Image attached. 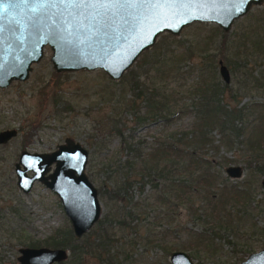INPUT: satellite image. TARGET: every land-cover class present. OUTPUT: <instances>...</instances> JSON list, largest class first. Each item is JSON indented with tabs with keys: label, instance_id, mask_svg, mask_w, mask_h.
Segmentation results:
<instances>
[{
	"label": "rangeland",
	"instance_id": "obj_1",
	"mask_svg": "<svg viewBox=\"0 0 264 264\" xmlns=\"http://www.w3.org/2000/svg\"><path fill=\"white\" fill-rule=\"evenodd\" d=\"M263 16L264 0H261L234 18L224 31L213 22L193 21L177 34L161 32L156 36L153 45L161 44L163 49L159 51L172 49L174 57L169 56L163 64L151 67L149 63L154 60L156 50L151 53L152 49L148 48L141 66L137 68L135 60L129 68L135 70L142 84L166 78L161 83L166 85V92L174 91L175 101H170L172 112L165 119L134 124L133 111L125 107L137 92L130 89L129 72H123L117 80L98 68L63 71L54 76L48 46H44L39 60L30 64L25 79L0 87V130L15 129L13 136L0 143V264H16L19 247L58 248L52 243L62 241L60 237L65 229L71 230L57 197L38 182L27 193L22 192L15 184L13 171L20 149L28 153L47 152L65 137L87 150L84 172L96 189L99 218L104 220L103 232L110 238L105 247L108 262L98 260L94 253L85 256L83 264H170V252L177 250L185 252L193 264H238L249 253L260 250L264 246L261 230L264 228V152L259 153L256 164L249 168L248 150L240 152L224 145H218L217 149L201 148V158L210 160L220 176L211 183L223 181L217 190L213 188L215 202L209 208L197 191L188 198H175V186L164 201L160 199L165 186L149 166L157 160L158 167L162 164L166 156L157 154L162 144L176 143L185 147L184 152L193 153L188 140L185 144L178 139L193 120L189 99L192 85L197 84L198 68L211 63L213 76L222 83L219 63L228 67V59L239 60L240 50L234 54L235 42L243 40V34L251 33L253 23ZM173 39L178 45L172 44ZM223 40L232 43L225 49ZM204 54L208 56L203 58ZM249 64L250 76L260 77L261 88L248 90L242 95L241 103L252 100L264 104V51L253 54ZM228 73L227 85L234 87L235 78L229 68ZM204 75L211 76L206 71ZM241 77L244 80V75ZM149 86L152 85H143V89ZM135 104L134 109L140 106V113L144 111L140 101L136 100ZM116 129L122 132L127 144H132V149L120 141ZM209 135L216 145L219 138L216 130ZM172 156L177 160L176 171L182 175L189 167V171L200 170L193 164L189 166L187 157ZM186 165L183 172L181 166L184 169ZM227 166H238L240 175L228 177L224 172ZM244 182L252 186V203L247 206L250 209L247 214L242 208L231 210L228 220L223 213L230 211L232 201L219 202L217 191L231 190ZM222 206L224 211H219ZM229 223L232 230L227 228ZM65 250L68 256L69 251Z\"/></svg>",
	"mask_w": 264,
	"mask_h": 264
},
{
	"label": "water",
	"instance_id": "obj_2",
	"mask_svg": "<svg viewBox=\"0 0 264 264\" xmlns=\"http://www.w3.org/2000/svg\"><path fill=\"white\" fill-rule=\"evenodd\" d=\"M261 0H0V87L27 77L44 46L56 72L101 69L110 79L121 77L161 32L177 34L193 22H213L223 31L231 21ZM240 9V11H237ZM223 82L227 67L219 63ZM15 129L0 130V143ZM87 150L65 137L50 153L22 150L14 165L16 185L27 193L41 183L58 199L72 234L81 237L97 222L100 206L96 189L84 168ZM53 165L49 170V166ZM29 171L30 176L25 173ZM228 177H238V166H227ZM62 248L19 249V264H56L66 259ZM170 264H193L183 251H172ZM238 264H264V246Z\"/></svg>",
	"mask_w": 264,
	"mask_h": 264
},
{
	"label": "trees",
	"instance_id": "obj_3",
	"mask_svg": "<svg viewBox=\"0 0 264 264\" xmlns=\"http://www.w3.org/2000/svg\"><path fill=\"white\" fill-rule=\"evenodd\" d=\"M262 23L264 24V16L259 22L253 23V31H251V33H242L243 40L239 39L240 41L235 42L236 47H233V49L235 48L234 54L237 55V51L240 50L239 60L236 61L235 58H231L226 62L228 66L227 69L229 68L233 78H235L234 87L227 85L228 82L225 83L222 81L221 83L213 76V65L211 66V63L203 64L198 68L199 77H197V84L192 85L191 99H189L193 120L190 128L187 131H182L179 135L181 139H178L180 141L184 140L185 144H187L188 140L193 146V153H191V150L190 152H186V150L184 152L185 147L176 143H169V145L162 144L163 149L159 148V153H157L160 154V156H162V154L166 156H163L162 164L158 167L157 160L153 161L149 166V170L156 172L157 178L165 186V189L161 191L162 196H160V199H166L167 195H169L168 193H171V188L175 186V193L173 195L177 199L180 197L188 198L190 193L197 191L202 201L209 204L206 208L214 204L215 197L212 195L216 196V191H213V188L216 189L217 185H221L223 181L218 180L216 181L217 183H211L219 179L220 176L217 171L213 170V165L210 160L201 158V148L213 147L217 149L218 145H224L226 147H235L237 150H240V152L248 150V152L251 153V157H249V162L247 163L249 168L251 164H256L259 153L264 152V104L252 100L241 103L242 95L248 90L261 88L260 77L250 76L249 59L253 57V54H259L264 51L262 48L264 39V27ZM234 35L235 32L232 34L231 38ZM221 37H224V34H221ZM230 43L232 42L224 41L222 42V47L226 49ZM172 44L178 45L177 41L174 39ZM160 46L161 44L158 45L157 43L149 48L152 49L151 53H154L153 50H156V53L153 55L154 60L149 63L151 67L159 63L163 64V61L168 60L169 56L173 58L175 55V53H172V49L159 51V49H163ZM232 46L231 44V49ZM147 52L148 49L144 50L136 59L135 64L137 68L141 66L142 60ZM168 52L169 55L166 57L165 53ZM182 52L186 51L183 50ZM207 56L208 55L204 54L202 57L206 58ZM205 71L211 76H202V74H205ZM128 72L130 73L131 81V84L129 82L130 89H135L137 92L130 101L125 103V107L133 111L134 124H143L145 122L157 120L158 118H167L168 114L172 112V110H170V103L175 101V97L173 96L174 91L173 93L166 92V85L161 83L166 78L162 77L160 82L154 81L149 84H142L143 80L139 79L135 70L129 68L125 73ZM52 74L57 77L60 73L53 70ZM243 75L245 78L241 80V76ZM143 85L152 86L143 89ZM136 100L140 101L144 108V111L141 113L140 106L134 109ZM212 130H216L219 135L218 141L215 143L216 145H213L212 139H210L209 133ZM116 134L120 141L124 143L125 147L132 149V144H127L126 138L119 129H116ZM166 147L167 150H165ZM180 148H182V150H180ZM170 152L177 158L187 157V164L189 166L192 164L195 167L198 166L200 170L196 171L195 168L189 171L190 167L187 168V165L184 169L183 166H181L183 172L187 168V172L182 175L180 172L176 171L178 169L177 160L172 158L173 154ZM258 168L259 171H261L259 166H255V169ZM244 183L245 184L240 186L239 184L234 186L231 190L217 191V199L219 202L224 203V201L226 202L227 200L232 201V204H229L230 211H224L225 206L218 208L219 211H224V218L228 217L226 219L229 220L231 210L234 212L238 210V208H242V211L247 214V210L250 209V207L247 208V206L252 203V186L249 183ZM211 211L212 208L209 213ZM191 215H195L196 217L199 216L193 213ZM196 217H194V219H197ZM103 221L102 218H99L95 226L82 235L80 239L75 238L69 228L65 229L62 233V237H60L62 241H56L52 243V246L67 249L69 255L64 261L57 264H83L85 256L94 253L97 254L98 260L108 262L110 258L107 257L108 250L105 247L110 238L103 232ZM219 221L217 219V222ZM227 228L232 230V224L229 223ZM261 230L264 231V228ZM210 244L213 247V243L210 242ZM103 248L105 249L103 250ZM246 253L247 251L244 252V254Z\"/></svg>",
	"mask_w": 264,
	"mask_h": 264
},
{
	"label": "flooded vegetation",
	"instance_id": "obj_4",
	"mask_svg": "<svg viewBox=\"0 0 264 264\" xmlns=\"http://www.w3.org/2000/svg\"><path fill=\"white\" fill-rule=\"evenodd\" d=\"M7 129V128H6ZM8 140V139H7ZM6 140V141H7ZM4 143V142H3ZM57 145V144H56ZM56 145H55V147H56ZM55 147L54 148H52V149H49V150H47V152H40V153H38V154H42V153H50L51 152V150H53V149H55ZM22 150H25V149H20V152H19V154H18V156H17V160H16V162L13 164V171H14V165L18 162V157H19V155H20V153L22 152ZM25 152H26V150H25ZM26 153H28V152H26ZM28 154H32V153H28ZM50 168H49V170H51L52 169V167H53V165H50L49 166ZM15 174V173H14ZM27 176H30L31 175V173L29 172V171H27L26 173H25ZM15 177H16V175H15ZM36 182V181H35ZM34 183V182H33ZM32 183V184H33ZM39 183V182H38ZM15 184H16V181H15ZM41 184V183H40ZM42 185V184H41ZM17 186V185H16ZM32 186V185H31ZM11 209V211L13 212L14 211V209L13 208H10ZM23 248H29V246H23V247H19L18 249H17V252H18V255L16 256V264H19L18 263V261H17V257L19 256V249H23ZM253 253V252H252ZM3 257V256H2ZM0 262H1V259H0ZM57 264V263H56Z\"/></svg>",
	"mask_w": 264,
	"mask_h": 264
},
{
	"label": "snow or ice",
	"instance_id": "obj_5",
	"mask_svg": "<svg viewBox=\"0 0 264 264\" xmlns=\"http://www.w3.org/2000/svg\"><path fill=\"white\" fill-rule=\"evenodd\" d=\"M237 11H240V9H237Z\"/></svg>",
	"mask_w": 264,
	"mask_h": 264
}]
</instances>
